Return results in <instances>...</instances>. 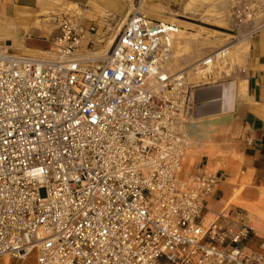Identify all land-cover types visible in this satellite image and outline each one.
I'll return each mask as SVG.
<instances>
[{"label":"built area","instance_id":"built-area-1","mask_svg":"<svg viewBox=\"0 0 264 264\" xmlns=\"http://www.w3.org/2000/svg\"><path fill=\"white\" fill-rule=\"evenodd\" d=\"M94 30L62 20L49 54L0 47V264H264L239 212L207 221L217 175H183L215 54L190 82L166 70L175 24L131 13L105 55L84 56Z\"/></svg>","mask_w":264,"mask_h":264},{"label":"crops","instance_id":"crops-1","mask_svg":"<svg viewBox=\"0 0 264 264\" xmlns=\"http://www.w3.org/2000/svg\"><path fill=\"white\" fill-rule=\"evenodd\" d=\"M58 1L81 5L86 0ZM46 7V0H0V47L17 55L53 51L55 30L40 14ZM234 52L240 66L228 76L221 73L215 81L196 87L187 126L191 146L183 175L208 171L218 177L214 191L206 198V218L226 210L231 216L238 212L230 202L240 190L238 179L244 181V195L258 197L264 192V27L250 33ZM252 227L264 233L259 223ZM257 236L249 237L245 244L257 248Z\"/></svg>","mask_w":264,"mask_h":264},{"label":"rangeland","instance_id":"rangeland-1","mask_svg":"<svg viewBox=\"0 0 264 264\" xmlns=\"http://www.w3.org/2000/svg\"><path fill=\"white\" fill-rule=\"evenodd\" d=\"M106 1L108 0H98L97 4H93L91 0H86L78 5L46 0L47 10L41 11L40 14L42 21L56 33L62 20H69L85 29L89 26L94 27V31L85 33L81 45L85 53L91 54L84 49L91 40L93 44L90 49L94 52L92 54L102 55L108 49L109 37L119 31L120 27L117 24L124 11L128 9L131 12L143 2L147 7L144 8V15L151 20L165 21V23L175 21L177 29L183 30V34L190 40L179 62L175 65L171 64V68L185 66L221 50L220 54L223 52L226 56L216 60L215 65L227 76L241 64L239 60L235 62L234 52L241 45V41L253 31L264 27V0H112L111 3ZM118 6L123 7L124 11L119 12ZM55 32L52 35H56ZM237 183L241 186L240 190L235 192L230 202L237 206L238 212L244 216L248 225L252 226L256 222L264 229V202L260 201V196H264V192L258 197L246 196L244 181L238 179ZM241 198L246 199L248 204L251 203L254 210L247 209L245 205L237 202V199ZM210 219L207 218V221ZM255 231L264 236V233H259L260 230L256 227ZM9 263L35 264V259L30 255L24 261L12 258Z\"/></svg>","mask_w":264,"mask_h":264},{"label":"bare ground","instance_id":"bare-ground-1","mask_svg":"<svg viewBox=\"0 0 264 264\" xmlns=\"http://www.w3.org/2000/svg\"><path fill=\"white\" fill-rule=\"evenodd\" d=\"M91 1H92L93 4H97V1L96 0H91ZM130 8H131V6H129V9ZM144 8H147V7L142 2L139 7L134 8V10L131 9L132 10L131 12L128 11V9L125 10L124 13H123V16L121 17V19L118 22L117 26H119L121 28V26L123 25V23L125 22V20L127 19V17L131 13H142L143 14V12L145 11ZM152 12L155 13V11H152ZM161 22L165 23V21H161ZM170 22L173 23V24L176 23L175 21H170ZM177 28H178V26H177ZM115 35L113 34V35H111L109 37V40H108V43H107V48H109L111 46V44H112V42L114 40ZM189 43H190V40L187 38V36H185L183 34V30L177 29L176 30V33L174 34V39H172V51H171V55H170V57H169V59L167 61L166 70L168 72H175V71L183 70L184 69L186 71V73H187V77H188V80L190 82H198L199 80H201L202 77H204V75H203L204 72L200 71V69L197 67V62L200 59L197 60V61H195V62H191V63H189V64H187L185 66L179 65L178 67L175 66V67L171 68V64L172 65H175V64H177L179 62V60L181 59V56L183 55V52L186 51V48H188ZM106 52L104 54H102V55H97V54H87V53H85L83 51V48L80 50V53L82 55H84V56H90V55H92V56H96V57L97 56H103V55L106 54ZM47 53L48 52H46L45 54H47ZM220 53H221V50H219V51H217V52H215V53H213L211 55H207L206 56V58H208V57H210V56H212V55L215 54V61L209 67L206 68V80L212 79L211 81H214L215 78H218L221 75L222 70L215 65L216 64L215 62L218 59L220 60V59L224 58L226 56V53H224V54H223V52H222V54H220ZM260 201L264 202V196L263 195L260 196ZM240 203L243 204V205H245L246 207H248L250 209H254V206L251 203L248 204L247 201H246V199H244V198L241 199ZM259 207L261 208V206H259ZM5 258L7 259V261H5ZM8 261H9V258L8 257H4V263H6Z\"/></svg>","mask_w":264,"mask_h":264}]
</instances>
